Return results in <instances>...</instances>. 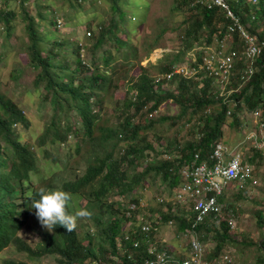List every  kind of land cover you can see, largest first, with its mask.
<instances>
[{
	"label": "trees",
	"instance_id": "trees-1",
	"mask_svg": "<svg viewBox=\"0 0 264 264\" xmlns=\"http://www.w3.org/2000/svg\"><path fill=\"white\" fill-rule=\"evenodd\" d=\"M11 1L2 0L0 5V28L6 39L12 35L16 26V13L7 8L8 2ZM18 1L27 39L25 63L36 70L30 82L36 100L38 97V101L34 100L37 102L36 109L48 111V115L33 144L23 141L16 128L26 130L29 120L22 113L23 107L11 95L0 91V251L10 245L16 251L25 253L27 257L54 255L56 259L53 264H141L144 258L149 257L145 247L147 240L154 241L155 230H150L144 238L132 222L133 218L124 216L127 206L120 207L116 200L110 202L107 198L125 195L127 203L137 204V197L128 194L135 192L136 187L141 186L147 177H151L157 178L165 185L169 199L174 188L181 182L180 167L189 163L194 152L198 153V161L207 159L211 145L222 141L224 129L229 127L240 130L243 125L242 116L250 115V112L258 107L261 108L260 117L264 121V0H257L256 4H251L250 0H224L239 16L240 21L246 24L248 31L263 42L253 60L252 73L248 77L243 75L246 61L234 58L227 86L232 91L225 97L218 95L212 80L206 77L186 80L174 76L168 83L173 84L172 90H165L167 87L164 79L153 83L154 78L147 73L146 68L138 66L139 72L129 86L135 96L133 93L132 99L129 97L123 100L117 110L118 121L111 126L97 122L101 108L99 95L114 88L117 77L116 65L112 64L115 60L126 64L133 63L130 62L133 56L130 59L126 54L129 50L131 55L135 52L131 50L132 44L128 42V34L141 26V20L134 22L133 27L129 28L126 22L130 19L124 17L119 0H102V3H109L111 14L107 19L102 18L96 22L93 15L87 18L84 23L87 42L68 44L70 50L67 54L62 51L64 43L55 40L48 43L44 39L47 34L38 30L37 21L28 14L23 3L32 1L36 4V18L45 21L54 31L60 26L58 21L62 18L54 16L52 10L51 15L45 18V14L40 10L45 5L38 3L45 0ZM65 2L72 8L85 10L88 7L92 11L94 4L99 1ZM171 10L180 14L177 25L170 28L177 31L178 46L174 52L164 53L153 66L158 75L169 72L174 64L181 63L185 52L193 44H209L214 38H221L226 33L224 12L217 6L207 8L199 0H174ZM143 16L144 13L142 18ZM131 18L134 19L133 15ZM164 31L165 29L161 28L151 40L143 44L144 54L158 46ZM227 42L228 49L237 53L243 47L242 41L235 33L231 34ZM83 48L89 54L86 60L80 54ZM167 99L178 108L174 119L158 114L157 118L148 117L142 124L133 122L134 116L143 113V106L147 107V112H151ZM206 109H209L208 113H204ZM71 116L77 119L78 127L71 122ZM176 118H183L186 123H191L188 129L189 137L180 142L173 138L162 144L158 157L146 134L150 132L154 122L171 119L173 124ZM195 134L200 135L196 137ZM69 137L76 138L73 144L76 155L80 153L81 145L86 143V162L80 173L72 172V178L62 181L60 188L65 192L80 195L85 209L90 211L96 207L100 213L92 218L93 231L90 233L86 229L82 236H78L76 229L68 233L59 225L51 232L42 228L27 196V193L31 192L32 199H38L37 194L45 185L35 184L31 180L32 175L37 174L41 183L49 181L45 176L39 175L35 148L42 149L45 156L55 158L57 153L52 147H62ZM107 142L111 145L109 150L106 149ZM116 146L121 151L112 154V149ZM152 152L155 157H149L148 154ZM86 153L90 155L85 156ZM165 153L171 157H160ZM261 153L260 150L253 149L246 155L247 162L257 164V160L262 157ZM47 186L51 187L50 184L45 185ZM244 193L239 189L236 194L243 203L247 200ZM223 196L224 194L218 197L221 210L218 223L205 219L193 227L201 243L207 241L212 244L204 258L207 261L221 262L228 246L236 249L231 252L233 256L242 254L243 248L252 246L257 252L254 264H264V234L260 233L255 241L235 239L229 230L227 218L231 216L235 220V214L237 215L240 209L238 204L224 202ZM157 203L161 206L159 209L163 207V210L157 209L156 213L153 210L149 214L156 215L159 222L167 223L170 220L179 233L190 228L193 218L190 211L171 201ZM259 207L253 208L251 215L255 227L264 232V214ZM68 211L70 212L69 208ZM102 214H105V218L101 222ZM224 214L227 215L224 217ZM144 218L147 220L150 216ZM31 221L32 224L35 222L34 226L37 225L38 229V240L34 245H30L23 237L24 230L33 229ZM122 233L128 235L127 240L123 239ZM134 241L137 242L136 246L132 245ZM155 247L156 250L172 252L170 246L157 241ZM173 255L178 261L183 258L174 253ZM223 262L222 264H229ZM8 264L27 263L10 260Z\"/></svg>",
	"mask_w": 264,
	"mask_h": 264
},
{
	"label": "rangeland",
	"instance_id": "rangeland-1",
	"mask_svg": "<svg viewBox=\"0 0 264 264\" xmlns=\"http://www.w3.org/2000/svg\"><path fill=\"white\" fill-rule=\"evenodd\" d=\"M99 2L94 4L92 11L90 8L86 7L85 10L79 7H69L65 0H45L39 1L38 3L45 5L42 9L40 8L42 14H45V18L51 15L53 11L54 16H60L62 19L58 21L60 26L54 31L49 25L42 20H38L35 16L36 4L32 1H27L23 3L25 10L29 15L33 16L34 20L37 21L38 30L47 34L44 35V39L50 43L51 41H60L64 43L62 51L69 54V45L73 42L78 44H84L87 42L84 35L85 30V20L93 15L94 22L99 19H107L111 11L109 10V3L98 0ZM125 1V2H124ZM86 3V1H85ZM81 3V4H85ZM1 5V3H0ZM174 5V0H119V7L124 12V17L130 19L127 20V26L132 28L135 24L134 22L141 20V26L128 34L130 37L129 44H132L131 50L135 51L134 55H131L130 50L126 52L129 55L130 62L132 64H126L121 60H115L112 66L116 65V75L117 80H115L114 88L109 89L107 92L100 93V112L98 113L99 124L104 126H111L118 121L117 110L122 105L123 100L131 98L133 91L129 90L131 82L136 78L139 70L138 66H143L146 68V71L151 77L158 76V73L154 70L153 66L158 63V60L163 57L166 52H174L178 46L177 31L174 28L179 19L180 14L171 10ZM1 8V6H0ZM8 9L15 11L16 13V26L12 32V35L6 39L3 36V30L0 28V91L11 95L16 102L23 107L22 113L29 120V126L25 130L23 128L17 127L16 130L19 133L20 139L23 141H28L33 144L36 136L41 131L43 123L48 115V111L43 110L38 111L36 109V94L31 86V81L33 80L36 70L25 63L27 55L25 53V44H26V31L23 27V22L21 21L20 12H19V1L12 0L8 2ZM6 8V9H7ZM106 13V15H105ZM144 16L142 18V15ZM133 15L134 19L131 18ZM45 19V20H46ZM133 19V20H132ZM140 19V20H139ZM79 20V21H78ZM161 28H164L165 31L161 35L158 41V46L151 49L148 54L143 53V44L151 40ZM52 33V34H50ZM193 46V45H192ZM80 53L84 60L88 59V52L85 48L81 50ZM136 58V59H135ZM184 59V57H183ZM137 63V64H136ZM136 64V66H135ZM153 83H156L153 81ZM173 84H168L167 89L172 90ZM38 90L41 92L42 89L39 87ZM35 103H34V102ZM38 101V97L37 100ZM157 114L151 118H155L158 114L161 116H171L173 119L177 113L178 108L172 103L170 99L163 101L159 104L157 108ZM143 113L133 117V122L142 124L148 119L147 111L143 106ZM157 118V117H156ZM171 118V119H172ZM185 118V117H183ZM177 119L175 123H171V119L164 120L159 123L153 124L150 132L146 134L150 140L152 146L158 152L160 151L162 144L167 143L169 140L175 138L178 142L183 141L189 137L188 129L191 127V123H186L184 119ZM71 122L78 127L79 123L75 117L70 118ZM241 121L243 125L241 129L229 128L224 129V136L222 142L228 148H232L237 142H241L244 148H242L246 155L250 154L253 149L260 150L262 157L257 161L258 163H253L251 177L248 179V182H243L241 185L231 184L226 188V193L223 196L224 202H229L231 205L238 204L239 211L237 215L235 214V220L237 226L234 231L230 230L231 234L235 239H250L255 241L260 233L264 234L263 230H258L254 225V220L251 215L253 208L259 207L262 213L264 214V128L262 132H259V127L253 123V118L250 115L242 116ZM147 131V130H146ZM145 131V132H146ZM255 132L257 138L255 142L253 140L246 139L249 133ZM262 137H259V136ZM74 141L75 137L67 138L65 145L58 148H53V151L57 153V156L53 158L52 156H45L42 149L35 148V156L38 160V166L40 168L39 175L45 176L49 181L41 183L38 181L37 174L31 176V180L35 184H50L51 187L45 185L42 188L50 190H61L60 183L62 181L71 179L73 173H80L83 166L85 165L86 160L84 159V151L87 150L86 143L84 142L81 145V150L78 155L74 151ZM258 146V147H255ZM86 147V148H85ZM111 145L109 142L106 143V149H110ZM85 149V150H84ZM119 151L118 146L112 149V154H116ZM155 151V150H154ZM149 153V157H155L156 155ZM168 154V153H166ZM90 153H86L85 156H89ZM161 157V156H160ZM73 172V173H72ZM163 183H161L157 178L152 179L147 177L141 186L136 187L135 192H131L128 195L136 196L138 202H141V209L137 210V213H143L148 215L150 211L154 210V213L161 206L157 203L156 198L168 199V195L164 189ZM242 189L245 193L246 201L241 202L240 198L236 197L238 190ZM116 196H110L107 198V201L116 200ZM127 200L126 196L123 197V203ZM82 198L80 195L72 194V200L69 203V209L71 213H74L77 209L85 208ZM117 202L120 203V207L125 206L121 203L119 199ZM255 203V205H254ZM93 215L90 219H80L77 224V232L80 236L88 229L90 232L93 231V220L95 216H99V211L96 207L91 208L90 210ZM227 214H224V217ZM105 214L101 216V222L104 220ZM134 218V217H133ZM233 218V217H232ZM234 220V219H233ZM234 220V221H235ZM134 223V221H132ZM35 222L32 221L33 229L24 230L23 237L30 245H34L38 240L37 235V225L34 226ZM127 226V225H126ZM36 227V228H35ZM23 230V229H22ZM153 240L163 243L167 246H170L172 252L176 256H185L187 253V237L182 233L176 231L172 222L168 225L164 222H159L155 230V236ZM205 253L209 251L211 243L204 241ZM253 247L243 248L242 254H236L233 256L231 252L236 249L232 246L225 248L224 253L230 259L229 264H254V257L257 254ZM171 252V253H172ZM228 254V255H227ZM173 255V253H172ZM54 255H39L38 257L32 258L27 257L25 253L16 251L12 246L8 245L0 251V264H8V261H23L27 264H53L55 262ZM223 261L220 262L222 264ZM224 263V262H223Z\"/></svg>",
	"mask_w": 264,
	"mask_h": 264
},
{
	"label": "built area",
	"instance_id": "built-area-1",
	"mask_svg": "<svg viewBox=\"0 0 264 264\" xmlns=\"http://www.w3.org/2000/svg\"><path fill=\"white\" fill-rule=\"evenodd\" d=\"M2 0H0L1 3ZM207 8L217 6L224 12L226 19V33L221 38H214L209 44H193L185 52L181 63L174 64L171 70L162 75L155 76L153 81L157 83L159 79L165 80V86L174 77L186 80H196L200 78H210L212 84L218 90V95L223 98L231 88H227L233 68L234 58H242L246 61L243 75L248 77L252 73L253 60L258 55L263 42L257 40L256 36L250 33L246 24L244 25L239 16L234 13L224 0H199ZM251 4H256L257 0H250ZM252 18V17H251ZM235 33L242 41L243 47L237 53L228 49L227 39ZM146 111L147 108L145 107ZM158 109L147 112V117L157 114ZM206 109L204 113H208ZM229 111L226 112L228 114ZM253 123L256 124L259 132L264 128V121L261 119V108L258 107L250 112ZM198 123V122H197ZM200 134H195L198 137ZM246 139L255 142L257 135L251 132ZM259 137H262L261 135ZM258 147V146H255ZM241 142H237L232 148H228L223 142H214L207 155V159L198 161V153L194 152L192 159L186 165L180 167L181 182L174 188L171 198H156L157 201H171L180 205L184 210L190 211L193 215L190 228L182 234L187 237V253L181 260L165 250H156L154 241H148L146 252L149 257L144 258L141 264H220L217 261H207L205 257L204 245L198 240L193 227L203 222L205 219L217 224L221 216L218 197L222 196L224 190L231 184L241 185L251 177L252 165L246 160V154ZM164 158L170 157L167 154ZM130 209L135 208L130 204ZM230 215V214H229ZM171 221H167L169 225ZM136 224L139 232L146 238L147 233L156 230L158 221L156 216H151L145 220L142 214L136 216ZM229 230H235V223L231 216L227 218ZM133 246L137 242H133ZM221 261L229 262L230 259L223 255Z\"/></svg>",
	"mask_w": 264,
	"mask_h": 264
},
{
	"label": "clouds",
	"instance_id": "clouds-1",
	"mask_svg": "<svg viewBox=\"0 0 264 264\" xmlns=\"http://www.w3.org/2000/svg\"><path fill=\"white\" fill-rule=\"evenodd\" d=\"M133 96H135V93L133 94ZM163 155L161 156L162 158H164ZM169 156L171 157V155ZM37 195H38V199H32V193L31 192L27 193V196L31 200V204H32L31 208L35 209V216L39 224L41 225L42 228L47 229L50 232L53 231L57 225L64 228L68 233L73 232L75 229L77 231L78 220L85 219V218L90 219L91 216L93 215L91 211L85 208L77 209L74 213H71V211L69 212L68 207H69L70 201L72 200V194L65 192L63 190H58V189L50 190V189L40 188ZM115 196L117 197V199L121 201L122 204L125 203V206H127V210L125 211L124 216L126 217L131 216L132 218L134 217L133 218L134 224L138 228L136 224V216L139 215L137 213V210L142 208L140 206L141 202H138L137 204H135V203H127V201H125L123 203L122 201H123L124 195L123 196L115 195ZM130 204H133L135 208L130 209L129 207ZM132 211H134V213H131ZM140 214H142L143 216H147V215H144L143 213H140ZM153 215H154L153 213L148 214V217L149 216L151 217ZM130 222L131 221H129V223ZM123 234L124 233H122V235ZM78 236L80 235L78 234ZM127 238H128V235L124 234L123 239L127 240ZM155 242L156 241L154 240V243Z\"/></svg>",
	"mask_w": 264,
	"mask_h": 264
},
{
	"label": "crops",
	"instance_id": "crops-1",
	"mask_svg": "<svg viewBox=\"0 0 264 264\" xmlns=\"http://www.w3.org/2000/svg\"><path fill=\"white\" fill-rule=\"evenodd\" d=\"M226 190H227V189H225V190H224V193H223V194H225V193H226ZM235 221H236V220H235ZM235 221H234V223H235V226H237V224H236V222H235ZM235 229H236V227H235ZM173 253H174V252H173Z\"/></svg>",
	"mask_w": 264,
	"mask_h": 264
}]
</instances>
